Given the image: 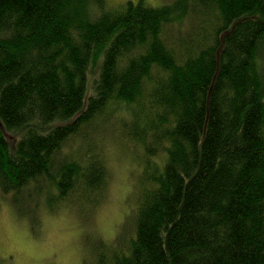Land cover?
Listing matches in <instances>:
<instances>
[{
    "label": "trees",
    "instance_id": "16d2710c",
    "mask_svg": "<svg viewBox=\"0 0 264 264\" xmlns=\"http://www.w3.org/2000/svg\"><path fill=\"white\" fill-rule=\"evenodd\" d=\"M101 133L138 199L93 264H264V0H0V190L94 208Z\"/></svg>",
    "mask_w": 264,
    "mask_h": 264
},
{
    "label": "rangeland",
    "instance_id": "374dc122",
    "mask_svg": "<svg viewBox=\"0 0 264 264\" xmlns=\"http://www.w3.org/2000/svg\"><path fill=\"white\" fill-rule=\"evenodd\" d=\"M109 1L117 5L128 0ZM145 1L158 6L173 0ZM98 137L110 169V182L94 208L65 202L51 210L41 203L36 214L33 209H19L13 197L0 190V256L5 263L93 264L99 245L116 242L113 239L132 210L130 201L138 199L133 195L134 161L130 150H123L125 140L117 134Z\"/></svg>",
    "mask_w": 264,
    "mask_h": 264
}]
</instances>
